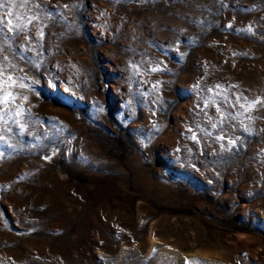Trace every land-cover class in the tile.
Wrapping results in <instances>:
<instances>
[{
  "label": "rangeland",
  "instance_id": "obj_1",
  "mask_svg": "<svg viewBox=\"0 0 264 264\" xmlns=\"http://www.w3.org/2000/svg\"><path fill=\"white\" fill-rule=\"evenodd\" d=\"M4 4L0 264H264V0Z\"/></svg>",
  "mask_w": 264,
  "mask_h": 264
},
{
  "label": "snow or ice",
  "instance_id": "obj_2",
  "mask_svg": "<svg viewBox=\"0 0 264 264\" xmlns=\"http://www.w3.org/2000/svg\"><path fill=\"white\" fill-rule=\"evenodd\" d=\"M5 6V4H4V0H0V8H2V7H4ZM13 7H15V5H13ZM7 15L9 16V17H11L12 16V9L11 8H9L8 9V11H7ZM0 23H3V21L2 20H0ZM12 23H13V21L10 19V20H8V24L9 25H12ZM12 30V28H9V31H11ZM41 35H42V33H41ZM155 70V69H154ZM3 74V69H0V75H2ZM8 80H12V77H8ZM13 83H15V81H13ZM11 86V85H10ZM11 95V93H8L5 97H3L2 99H0V102H6L7 101V97L8 96H10ZM13 99H14V97H13ZM25 99H27L26 97H25ZM0 119H2V116H0ZM4 139V137L3 136H0V140H3ZM193 139H195V137H193ZM222 139V138H221Z\"/></svg>",
  "mask_w": 264,
  "mask_h": 264
}]
</instances>
